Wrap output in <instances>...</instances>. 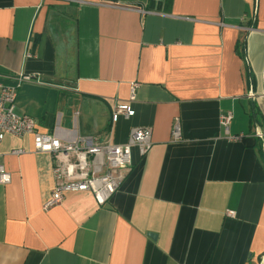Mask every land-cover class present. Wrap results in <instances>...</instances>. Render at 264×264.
Returning <instances> with one entry per match:
<instances>
[{
  "label": "crops",
  "instance_id": "0c3cea01",
  "mask_svg": "<svg viewBox=\"0 0 264 264\" xmlns=\"http://www.w3.org/2000/svg\"><path fill=\"white\" fill-rule=\"evenodd\" d=\"M263 75L264 0H0L17 113L62 140L124 143L135 126L153 138L108 202L69 192L45 209L53 157L7 135L0 264H264Z\"/></svg>",
  "mask_w": 264,
  "mask_h": 264
},
{
  "label": "built area",
  "instance_id": "2783aa9c",
  "mask_svg": "<svg viewBox=\"0 0 264 264\" xmlns=\"http://www.w3.org/2000/svg\"><path fill=\"white\" fill-rule=\"evenodd\" d=\"M78 1V0H76ZM20 80H32L31 75H20ZM264 87V75L262 79ZM138 84L131 87L132 98ZM17 86H6L0 83V145L7 135L33 137L36 152L51 154L54 160V186L50 196L44 202V208L49 209L62 202L69 192H91L99 204L108 202L121 188L133 166V150L137 149L141 158L147 155L153 145L152 128L135 126L129 131L124 143L99 142L96 136L78 134L73 140H62L52 133L38 130L36 120L28 114L16 112L15 101ZM264 91V89H263ZM129 118V107L115 104L113 116ZM233 114L231 111L220 115V123L226 131L229 130ZM75 125L78 122V111L74 113ZM262 137V133L259 134ZM175 140L181 138V124L175 119L172 128ZM244 134L230 135L229 139L238 141ZM26 150L16 149L14 154L25 153ZM11 174L0 159V184H9Z\"/></svg>",
  "mask_w": 264,
  "mask_h": 264
}]
</instances>
